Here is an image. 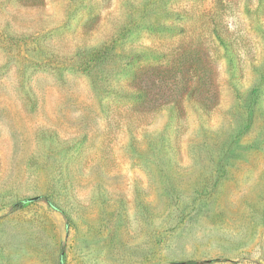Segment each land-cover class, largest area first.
<instances>
[{"label":"rangeland","instance_id":"obj_1","mask_svg":"<svg viewBox=\"0 0 264 264\" xmlns=\"http://www.w3.org/2000/svg\"><path fill=\"white\" fill-rule=\"evenodd\" d=\"M60 261L264 264V0H0V264Z\"/></svg>","mask_w":264,"mask_h":264},{"label":"trees","instance_id":"obj_2","mask_svg":"<svg viewBox=\"0 0 264 264\" xmlns=\"http://www.w3.org/2000/svg\"><path fill=\"white\" fill-rule=\"evenodd\" d=\"M30 199H32V198H28V199H24V200H22V201L20 202L19 207H21L26 201H28V200H30ZM45 200H46V202H47L51 207H53V208H55V209H57V210H59V211H64V210H62L61 208H59L56 204H54V202H53L52 200H50L48 197H47ZM63 213H64V212H63ZM60 264H62L61 261H60Z\"/></svg>","mask_w":264,"mask_h":264}]
</instances>
